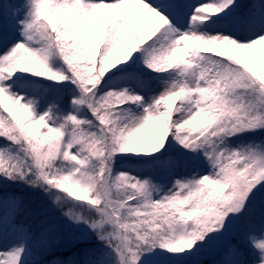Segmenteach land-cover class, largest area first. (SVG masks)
Masks as SVG:
<instances>
[{"label":"snow or ice","instance_id":"6c2138e0","mask_svg":"<svg viewBox=\"0 0 264 264\" xmlns=\"http://www.w3.org/2000/svg\"><path fill=\"white\" fill-rule=\"evenodd\" d=\"M0 264H264V0H0Z\"/></svg>","mask_w":264,"mask_h":264},{"label":"rangeland","instance_id":"374dc122","mask_svg":"<svg viewBox=\"0 0 264 264\" xmlns=\"http://www.w3.org/2000/svg\"><path fill=\"white\" fill-rule=\"evenodd\" d=\"M194 123H199V121H196V122H194Z\"/></svg>","mask_w":264,"mask_h":264}]
</instances>
